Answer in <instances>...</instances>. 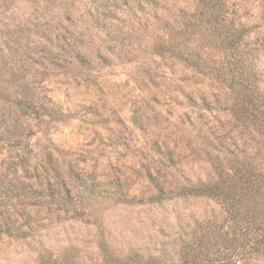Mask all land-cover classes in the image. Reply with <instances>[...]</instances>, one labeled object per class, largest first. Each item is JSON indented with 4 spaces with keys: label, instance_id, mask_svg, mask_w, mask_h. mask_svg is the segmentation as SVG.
Returning <instances> with one entry per match:
<instances>
[{
    "label": "rangeland",
    "instance_id": "obj_1",
    "mask_svg": "<svg viewBox=\"0 0 264 264\" xmlns=\"http://www.w3.org/2000/svg\"><path fill=\"white\" fill-rule=\"evenodd\" d=\"M220 1L245 33L233 54L197 0H0V264H178L235 229L221 201L184 196L227 148L264 171L240 91L264 113V0Z\"/></svg>",
    "mask_w": 264,
    "mask_h": 264
},
{
    "label": "trees",
    "instance_id": "obj_2",
    "mask_svg": "<svg viewBox=\"0 0 264 264\" xmlns=\"http://www.w3.org/2000/svg\"><path fill=\"white\" fill-rule=\"evenodd\" d=\"M196 9L200 15L207 18L206 25H215V33L220 47L232 54L239 52L245 38L243 29L237 28L233 23L220 20L226 16L227 5L220 0H197ZM160 46V47H159ZM161 54H171L184 59L190 66L200 67V61H190L191 55H181L182 49L171 45L159 43ZM197 59H203L197 56ZM239 69L228 71L231 74L232 84L229 89L234 90L235 74ZM241 92L248 96L253 105L250 116L254 126L263 132L264 124L259 121L263 116L261 106L263 102L253 99L248 87L241 85ZM264 108V107H263ZM256 113V114H255ZM223 160L217 159L211 163L210 177L205 181H197L186 189L184 196L194 198L217 199L226 205L227 215L234 225L232 232L220 234L217 229L210 231L209 237L203 238L194 252L188 247L180 245L175 257L178 264H237L246 258L264 253V171L260 170L253 160L241 158L229 148L221 152ZM216 227V225H214ZM205 239V240H204ZM172 255V254H168ZM144 257L125 258L124 255H115L105 264H142ZM173 259V257H169ZM170 261V260H169ZM175 262V261H172ZM51 264H61L59 260L52 259ZM162 264V260L149 257L146 264ZM176 264V263H175Z\"/></svg>",
    "mask_w": 264,
    "mask_h": 264
}]
</instances>
